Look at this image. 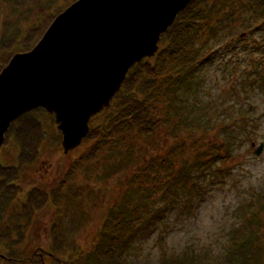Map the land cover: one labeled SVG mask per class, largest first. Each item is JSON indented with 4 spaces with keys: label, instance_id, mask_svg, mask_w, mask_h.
I'll return each instance as SVG.
<instances>
[{
    "label": "trees",
    "instance_id": "16d2710c",
    "mask_svg": "<svg viewBox=\"0 0 264 264\" xmlns=\"http://www.w3.org/2000/svg\"><path fill=\"white\" fill-rule=\"evenodd\" d=\"M57 1L46 3L45 9L38 6L35 20L20 33L0 37V70L14 53L30 50L54 17L75 0L54 8ZM230 2L190 1L161 36L156 54L135 63L110 105L91 117L80 145L87 149L79 152L51 190H24L19 178L49 139L43 117L62 149L53 116L39 108L11 123L3 145L16 147L18 154L15 164L0 163V196H4L0 216H5L4 226L0 221V247L7 258L0 259V264H46L49 260L54 264H133L127 258L130 249L152 234L165 213L176 207L196 210L195 199L205 194L206 181L230 172L237 151L254 141L247 131L254 120L247 107L234 112L230 105L226 109L209 97L201 99V72L212 59L206 45L219 38L220 8ZM243 7L253 19L252 30L264 25V0H243ZM258 65L248 76H260L264 82ZM232 88L239 94L237 86ZM112 179L118 185L117 198L107 207L90 249L83 253L67 237L65 210L78 204L74 215L82 225L89 224L91 215L82 200L100 199L99 184ZM46 207L59 211L48 229L49 243L45 248L32 246L26 242L28 231L34 216ZM263 212L264 187L235 207L238 217L225 232L221 253L210 259L204 255L198 263L184 253L163 256L160 262L263 264Z\"/></svg>",
    "mask_w": 264,
    "mask_h": 264
},
{
    "label": "rangeland",
    "instance_id": "374dc122",
    "mask_svg": "<svg viewBox=\"0 0 264 264\" xmlns=\"http://www.w3.org/2000/svg\"><path fill=\"white\" fill-rule=\"evenodd\" d=\"M51 1L0 0V37L20 33L35 20L39 7L45 9V4ZM70 1L58 0L54 8L68 5ZM220 12L222 25L219 27L222 30L218 34L219 38L209 40L206 45L212 59L207 61L201 72V99L204 101L209 97L214 105L226 109L230 105L234 112L247 107L249 116L254 120L247 128L248 135L253 138L256 146L263 143V150L255 155L256 146L247 148L250 146L248 142L237 151L238 157L230 164V172L206 181L205 194L195 199L196 210L193 208L186 211L185 208L176 207L168 214L165 213L152 234L130 249L127 258L133 264H161L163 256L183 253L198 263L204 255L210 259V255L221 253L225 232L236 223L238 217L235 207L242 198L264 187V82L260 76L258 79L248 76L257 64L258 69L264 71V25L252 30L253 19L244 10L243 0L240 3L231 0L227 6L220 8ZM232 86H237L239 94L234 92ZM239 104L244 106L240 107ZM213 117L211 114L210 118ZM43 120L49 139L43 143L35 162L22 169L19 184L24 190L32 187L51 190L63 179L79 152L87 149L82 145L70 153H63L57 147L58 137L53 136L49 120L44 117ZM17 154L16 147L2 145L0 163L13 164ZM117 186L113 179L107 184H99L102 193L100 199L92 203L82 200L85 212L91 215L87 225H82L74 215L78 204L65 210L67 237L81 252L90 249L107 207L117 198ZM81 196H85L84 191ZM58 212V208L50 207L40 210L34 216L26 242L32 246L47 247L48 229ZM262 216L264 219V212ZM46 264L54 263L49 260Z\"/></svg>",
    "mask_w": 264,
    "mask_h": 264
},
{
    "label": "water",
    "instance_id": "95a60500",
    "mask_svg": "<svg viewBox=\"0 0 264 264\" xmlns=\"http://www.w3.org/2000/svg\"><path fill=\"white\" fill-rule=\"evenodd\" d=\"M190 1L72 2L0 71V147L11 123L38 108L53 116L64 153L78 147L91 117L110 105L135 63L155 55ZM262 149L260 143L254 154Z\"/></svg>",
    "mask_w": 264,
    "mask_h": 264
},
{
    "label": "flooded vegetation",
    "instance_id": "af4514ba",
    "mask_svg": "<svg viewBox=\"0 0 264 264\" xmlns=\"http://www.w3.org/2000/svg\"><path fill=\"white\" fill-rule=\"evenodd\" d=\"M3 203H4V196H0V214L4 210ZM4 220H5V216H0V221H1L2 226L4 224ZM2 254H3V256H2ZM0 259L3 260V262L7 260V258L4 256V253L2 252V250L0 251Z\"/></svg>",
    "mask_w": 264,
    "mask_h": 264
}]
</instances>
